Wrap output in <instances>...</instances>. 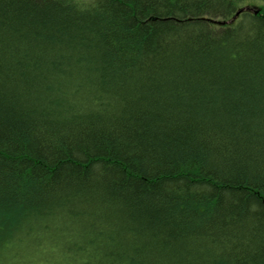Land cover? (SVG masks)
<instances>
[{
    "label": "trees",
    "instance_id": "obj_1",
    "mask_svg": "<svg viewBox=\"0 0 264 264\" xmlns=\"http://www.w3.org/2000/svg\"><path fill=\"white\" fill-rule=\"evenodd\" d=\"M0 0V264H264V0Z\"/></svg>",
    "mask_w": 264,
    "mask_h": 264
},
{
    "label": "rangeland",
    "instance_id": "obj_2",
    "mask_svg": "<svg viewBox=\"0 0 264 264\" xmlns=\"http://www.w3.org/2000/svg\"><path fill=\"white\" fill-rule=\"evenodd\" d=\"M259 3H261V2L259 1L257 4H259ZM244 4L247 7H252L255 4V2H253L251 0H246ZM257 4H255V5H257Z\"/></svg>",
    "mask_w": 264,
    "mask_h": 264
}]
</instances>
